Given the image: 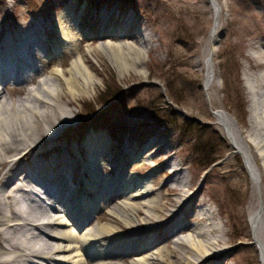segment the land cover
Returning <instances> with one entry per match:
<instances>
[{
	"label": "rangeland",
	"instance_id": "obj_1",
	"mask_svg": "<svg viewBox=\"0 0 264 264\" xmlns=\"http://www.w3.org/2000/svg\"><path fill=\"white\" fill-rule=\"evenodd\" d=\"M220 1L225 12L215 56L219 79L215 102L210 100L204 88L205 73L196 63L202 44L214 27L213 12L207 0H0V37L7 39L22 29L37 28L42 36L44 34L53 42L49 52L38 51L35 57V64L44 70L37 77L50 76V70L59 61L54 56L60 43L59 17L72 10L75 32L82 42L80 52L86 56V65L96 83L89 87V95L75 97L55 83L57 92L63 97L62 105L76 118L75 123L69 122L74 125L62 130L61 142L83 145L88 137L94 139L103 134L102 137L112 145L102 161L100 175L108 178L116 163L120 176L134 174L136 182L143 181L142 185H148L158 195L169 193L168 188L175 186L166 174L173 170L168 163L171 160L189 181L188 192L200 190L190 206H203V198L223 227L230 259L222 264H261L248 216L251 176L243 155L233 151L213 111L220 106L229 112L244 138L241 142L262 164L258 157L260 149L250 142L260 135L264 139V125L260 128L249 125L247 118L253 99L259 103V111L264 112V0ZM104 15L120 22L119 33L130 31V34L103 36L104 27L97 29L93 24L101 23ZM132 31L138 36L131 35ZM144 34H149L150 41L142 45V62L123 72L109 50L97 49L104 41H132L141 45L138 39ZM64 56L70 63L72 53ZM59 57L62 59L63 56ZM253 77L251 87L250 78ZM21 87L11 82L4 89L20 90ZM21 95L18 91L12 99ZM197 143H211L213 154L222 158L211 167L203 168L198 161L202 154L196 150ZM153 144L162 146V150L154 153ZM86 150L84 147L85 157L77 159L80 169L83 160L88 161ZM115 155V161L110 159ZM118 171L113 172L114 175ZM78 175L82 178L81 173H76V177ZM82 181L81 195L86 192L84 179ZM85 194L87 199H94L87 192ZM120 199L116 198L113 205ZM180 199L176 200L180 202ZM179 202L169 205L163 200L162 220L183 207L185 213L179 221L195 223L189 217L190 206L185 208ZM98 214L104 217V222H111L109 206L99 210ZM142 217H138V224L133 229L140 231L138 243L147 237L149 246L166 245L170 256L164 264H187L189 251L171 243L177 237L171 234V227L147 232L150 222L146 224ZM96 222L94 220L92 225ZM131 231L123 226L124 234ZM126 248L120 246L117 250L123 249L124 254L109 260L129 264L133 257ZM39 262L47 264L42 259Z\"/></svg>",
	"mask_w": 264,
	"mask_h": 264
},
{
	"label": "bare ground",
	"instance_id": "obj_2",
	"mask_svg": "<svg viewBox=\"0 0 264 264\" xmlns=\"http://www.w3.org/2000/svg\"><path fill=\"white\" fill-rule=\"evenodd\" d=\"M207 1L213 12L214 27L202 44L196 63L205 73L204 88L210 100L215 102L219 88L215 56L225 7L220 0ZM109 18V15L101 16V23L95 22L93 27H104L103 36L107 38L130 34V31L119 33L120 22ZM74 19L72 10L63 12L59 17L60 43L54 55L59 61L50 70V76L37 77L44 70L35 64V57L38 51L49 52L53 43L37 28L22 29L7 39L0 37V264H40L39 259L47 264H126L109 260L122 256L123 249V252L117 249L124 245L133 257L129 264L167 263L166 258L170 255L166 245L149 246L151 243L147 237L138 243L140 231L133 229L139 216H143L141 220L146 224L150 222L147 225L150 227L145 230L147 232L171 227V234L177 235L171 243L189 251L187 264H222L229 260L223 227L203 198V206H190L200 190L188 192L189 181L171 160L168 163L173 170L166 174L175 186L168 188L169 193L158 195L148 185H142L143 181L136 182L134 174L120 176L116 163L108 178L100 175V166L112 145L102 137L103 134L94 139L88 137L83 145L80 142L73 145L61 142L62 130L74 125L69 122L75 123L76 118L62 105L63 97L57 92L55 83L58 82L74 97L89 95V87L96 83L86 65V56L80 52L82 42L76 34L78 32H75ZM132 32L131 35L136 37L138 33ZM138 41L141 45L132 41H104L97 49L109 50L123 72L142 62V45L149 43V34L141 35ZM65 53H72L70 63L64 59ZM59 56H63L62 59ZM14 70L18 76L11 78L10 73ZM254 79L250 78L251 87ZM11 82L22 87L20 90H5L4 87ZM18 91L23 95L12 99ZM213 113L230 140L233 151L243 155L251 176L249 223L258 245L259 261L264 264V139L260 135L250 142L256 143L260 149V164L241 142L243 137L229 112L218 106ZM247 123L259 128L264 125V112L259 111V103L255 99L252 100ZM153 145L154 153L163 148ZM84 147H87L88 161L83 160L80 169L77 159L85 157ZM115 158L116 155L110 157L114 161ZM113 170L118 173L114 175ZM78 172L82 178L79 175L76 177ZM82 179L87 194L94 199H87L85 191L82 195L79 193ZM33 185L46 189L44 193L48 201L44 202L34 188L31 189ZM65 193H70L66 200L63 199ZM169 194L176 195V199L181 198L180 202ZM118 197L121 199L113 205ZM163 200L169 205L179 202L185 208L190 206L189 217L195 223L179 221L185 213L183 207L162 220ZM106 205L109 206L111 222H104V217L97 215ZM94 220L97 222L92 225ZM155 222L159 224H153ZM151 224L154 226L151 227ZM123 226L132 230L130 234L122 232Z\"/></svg>",
	"mask_w": 264,
	"mask_h": 264
},
{
	"label": "trees",
	"instance_id": "obj_3",
	"mask_svg": "<svg viewBox=\"0 0 264 264\" xmlns=\"http://www.w3.org/2000/svg\"><path fill=\"white\" fill-rule=\"evenodd\" d=\"M107 101V100H106ZM109 102V101H108ZM196 150L198 153H201L202 155L200 156V160H198L199 162H201V166L205 169L211 167L213 164H215L219 159L222 158L221 155H214L211 147L212 144L208 143V144H201L197 143L196 145ZM203 156V157H202Z\"/></svg>",
	"mask_w": 264,
	"mask_h": 264
}]
</instances>
